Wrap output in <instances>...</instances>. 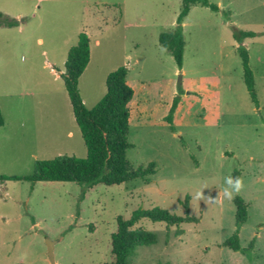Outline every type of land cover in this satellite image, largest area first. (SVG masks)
I'll list each match as a JSON object with an SVG mask.
<instances>
[{
  "label": "rangeland",
  "instance_id": "1",
  "mask_svg": "<svg viewBox=\"0 0 264 264\" xmlns=\"http://www.w3.org/2000/svg\"><path fill=\"white\" fill-rule=\"evenodd\" d=\"M183 22L179 68L159 43L172 31L180 0H0V12L21 28L0 26V176H26L36 160L84 158L62 74L79 34L90 40V61L78 81L87 109L106 93V77L121 66L133 88L127 157L133 168L156 164L146 179L89 186L73 181L0 180V264H104L113 259L118 216L161 207L197 220L177 225L140 220L156 243L137 246L127 264H264V0H209ZM247 40L258 107L243 80L233 28ZM263 32V33H259ZM179 97L170 129L165 120ZM238 170L248 204L240 247L224 241L236 229L234 197L224 180ZM217 197L218 203L197 200Z\"/></svg>",
  "mask_w": 264,
  "mask_h": 264
},
{
  "label": "trees",
  "instance_id": "2",
  "mask_svg": "<svg viewBox=\"0 0 264 264\" xmlns=\"http://www.w3.org/2000/svg\"><path fill=\"white\" fill-rule=\"evenodd\" d=\"M181 10L177 17L176 27L169 32L159 35V43L174 58L179 68L183 65L185 38L183 22L195 5H201L218 11L219 6L209 0H180ZM20 24L18 19L9 17L0 12V26L15 27ZM257 32L233 28V38L237 43V52L243 67V80L251 100L258 107V97L255 90L254 73L249 64V53L244 46L247 38H254ZM90 60V40L86 33H80L76 45L69 49L65 62V72L62 74L64 85L71 102L75 121L80 129L81 136L87 149L84 158L69 155H59L51 159L36 160L34 170L26 176L1 175L0 180L9 179L27 180L32 183L38 181H73L78 184L95 186L97 184L117 185L133 179H146L156 172V164L150 162L146 167L133 168L127 157L131 147L128 139L130 128L131 109L129 107L134 90L127 83L128 69L121 66L106 77V93L91 109L83 103L78 89V81ZM179 97H175L165 120L170 129L176 132L173 124L174 112ZM4 124V117L0 107V126ZM231 176H241L240 171L234 170ZM189 196L183 201L185 215H177L161 207L151 209H136L129 218L118 216L116 231L111 236V252L113 259L104 264H127V258L137 246L156 243V234L135 225L143 219L153 222H164L167 225H177L183 222L196 221L189 214ZM236 207V229L224 241V245L234 251H242L239 241V229L247 221L248 204L240 196L234 197Z\"/></svg>",
  "mask_w": 264,
  "mask_h": 264
},
{
  "label": "clouds",
  "instance_id": "3",
  "mask_svg": "<svg viewBox=\"0 0 264 264\" xmlns=\"http://www.w3.org/2000/svg\"><path fill=\"white\" fill-rule=\"evenodd\" d=\"M224 185L225 187L223 188V193H222L223 198L231 200L233 199L234 194H238L243 189L244 181L242 177L229 175L228 177L225 178ZM218 197H219V193L218 196L215 198L213 197L205 198L203 195V190L197 191L195 194V199L197 200L206 199L213 204L220 202Z\"/></svg>",
  "mask_w": 264,
  "mask_h": 264
},
{
  "label": "water",
  "instance_id": "4",
  "mask_svg": "<svg viewBox=\"0 0 264 264\" xmlns=\"http://www.w3.org/2000/svg\"><path fill=\"white\" fill-rule=\"evenodd\" d=\"M56 243V241H53V240H50V239H47L46 240V244H47V248H48V256L51 260V262L54 264V252H53V249H54V244Z\"/></svg>",
  "mask_w": 264,
  "mask_h": 264
},
{
  "label": "crops",
  "instance_id": "5",
  "mask_svg": "<svg viewBox=\"0 0 264 264\" xmlns=\"http://www.w3.org/2000/svg\"><path fill=\"white\" fill-rule=\"evenodd\" d=\"M7 15V14H6ZM9 16V15H8ZM10 17V16H9ZM18 28H21V25H19L18 26ZM259 33H263V32H259ZM247 39H249V38H247ZM244 45H246V47H247V40L245 39V41H244ZM90 61V60H89ZM0 107H1V105H0Z\"/></svg>",
  "mask_w": 264,
  "mask_h": 264
}]
</instances>
